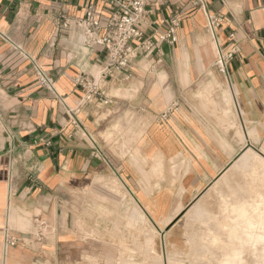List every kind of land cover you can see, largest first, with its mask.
I'll list each match as a JSON object with an SVG mask.
<instances>
[{
  "label": "crops",
  "instance_id": "crops-1",
  "mask_svg": "<svg viewBox=\"0 0 264 264\" xmlns=\"http://www.w3.org/2000/svg\"><path fill=\"white\" fill-rule=\"evenodd\" d=\"M89 5L109 14L102 0H0V34L63 100L0 36V264H155L178 217L244 150L264 148V0H207L224 18L219 45L230 49L235 34L241 49L230 81L196 0H151L146 36L159 40L177 18L176 43L137 61L131 79L100 81L105 98L82 104L75 79L97 77L105 52L58 27Z\"/></svg>",
  "mask_w": 264,
  "mask_h": 264
},
{
  "label": "built area",
  "instance_id": "built-area-1",
  "mask_svg": "<svg viewBox=\"0 0 264 264\" xmlns=\"http://www.w3.org/2000/svg\"><path fill=\"white\" fill-rule=\"evenodd\" d=\"M102 1L109 8L108 15H98L95 7L89 5L83 18H72L67 11L62 13L58 27L59 34L69 33L72 30L79 33L81 46L89 53L97 47L103 48L105 52L104 63L97 77L83 74L75 79V84L81 86L85 92L82 104H90L105 98L99 86L100 81L131 79L137 61L151 57L163 43H176L177 31L181 25V21L177 18L163 21V24L167 25V31L156 41L154 37L146 36L142 28L143 22L154 11L151 0ZM196 2L205 11L207 29L218 43L217 32L222 28L224 18L208 11L207 0H196ZM0 36L5 42L11 44L19 58L31 62L37 85L63 102L54 79L38 61L15 45L7 36L2 34ZM229 40L231 47L227 51H224L218 43L214 66L230 81L229 64L240 54L241 49L235 41V34H231ZM168 116L169 113L162 115L161 121H167ZM4 242L5 247L9 248L15 247L19 241L7 233Z\"/></svg>",
  "mask_w": 264,
  "mask_h": 264
},
{
  "label": "rangeland",
  "instance_id": "rangeland-1",
  "mask_svg": "<svg viewBox=\"0 0 264 264\" xmlns=\"http://www.w3.org/2000/svg\"><path fill=\"white\" fill-rule=\"evenodd\" d=\"M239 135L244 141V135ZM252 151L264 158V148H258L244 150L239 159ZM247 156L238 163L237 160L232 167L238 175L233 177L230 169L227 174L231 178L223 185L220 181L222 174L210 190L178 217L177 221H183L170 242L164 244L163 258L152 262L264 264V190L257 192L249 188V179H256L257 174L256 165L246 161ZM205 200L206 204L202 205L201 201ZM148 235L151 240L149 232ZM147 251L155 252L152 243L147 244Z\"/></svg>",
  "mask_w": 264,
  "mask_h": 264
},
{
  "label": "bare ground",
  "instance_id": "bare-ground-1",
  "mask_svg": "<svg viewBox=\"0 0 264 264\" xmlns=\"http://www.w3.org/2000/svg\"><path fill=\"white\" fill-rule=\"evenodd\" d=\"M248 154V156L246 157V161H249V162H251V164L254 166V164L256 165L255 167L257 168V171H259L258 173H257V171H256V168H255V173L257 174V175H259V176H257L256 175V179H255V177L254 178H252V179H249V188L251 189V190H254V189H256V191L258 192V191H262V190H264V179H262L264 176H261V174H264V158L262 159L258 154H253V151L252 152H250V154L249 153H246L245 154V156ZM245 156L243 157H241L240 159H238V161H237V163L239 162V161H242L244 158H245ZM249 162H247V165H248V163ZM234 165V164H233ZM233 165L230 167V169H231V174H232V176L234 177V176H236V174H237V171L236 170H232V167H233ZM229 169V170H230ZM228 170V171H229ZM228 171H226L223 175H222V180H220L221 181V183L223 184V185H225L226 184V182H227V180L229 179V178H231V177H229V175L227 174L228 173ZM238 175V174H237ZM252 177V176H251ZM240 184H243L241 181L239 182ZM243 187L245 188V186L243 185ZM210 195V194H209ZM207 200V199H206ZM206 200L205 201H201V203H203L202 205H204V204H206ZM205 207V206H204ZM212 228L214 227V225H212L211 226ZM201 251V250H200Z\"/></svg>",
  "mask_w": 264,
  "mask_h": 264
}]
</instances>
